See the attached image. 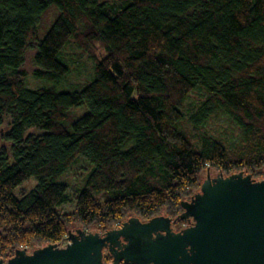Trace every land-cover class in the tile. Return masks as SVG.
Segmentation results:
<instances>
[{"label":"trees","instance_id":"16d2710c","mask_svg":"<svg viewBox=\"0 0 264 264\" xmlns=\"http://www.w3.org/2000/svg\"><path fill=\"white\" fill-rule=\"evenodd\" d=\"M73 43L92 62L84 88L26 87V50L32 76L57 82ZM218 114L240 133L232 148L204 129ZM0 141L3 261L62 244L73 224L102 233L130 216L174 219L204 171L264 177V0H0ZM79 162L90 170L72 189L62 179Z\"/></svg>","mask_w":264,"mask_h":264},{"label":"water","instance_id":"95a60500","mask_svg":"<svg viewBox=\"0 0 264 264\" xmlns=\"http://www.w3.org/2000/svg\"><path fill=\"white\" fill-rule=\"evenodd\" d=\"M180 207L174 219L160 215L141 223L130 217L103 235L73 229L64 247L17 249L0 264H102V249L120 239L127 245L113 264H264V178L206 171L199 191ZM177 221L191 224L174 233Z\"/></svg>","mask_w":264,"mask_h":264},{"label":"rangeland","instance_id":"374dc122","mask_svg":"<svg viewBox=\"0 0 264 264\" xmlns=\"http://www.w3.org/2000/svg\"><path fill=\"white\" fill-rule=\"evenodd\" d=\"M53 18V14L50 13L47 17L43 26L51 21ZM43 31L40 32V37H42ZM36 53L35 45L32 48H29L25 51L24 54V64L22 66V71L25 72V84L26 87L30 90H38V89H52L57 92H71L78 91L85 87L86 83L92 77V62L87 58V56L82 52V50L76 46L74 43L69 45L63 52L64 60L61 58L62 63L67 67L68 72L61 80L57 82H48L45 80L36 79L32 76L36 67L33 65V57ZM97 56H101V51L98 50ZM203 99V94L200 91H193L183 102V113L185 117L189 116L195 108L201 103ZM86 113V108L81 107L78 109H73L72 114H75L77 118L81 117ZM68 127L70 123L66 124ZM2 130L5 129V126H2ZM204 129L211 136L221 141L227 147L232 148L237 145L240 141V133L237 128L222 114H218L215 117L209 119V121L205 124ZM0 146L6 147V145L0 141ZM90 170V167L83 162H79L75 167L67 171L62 181L70 186V188L74 189L80 185L82 178L86 175V173ZM262 172H264L262 170ZM207 173L210 177H214L218 175L217 172L208 170ZM244 175H249L246 171H243ZM87 175L84 177V179ZM202 182L206 179V171L202 173ZM264 177H260L255 179L256 181L262 180ZM83 183V181H82ZM35 181L29 180L21 184L15 191L14 194L16 196L21 192H28L34 186ZM82 185V184H81ZM71 189L67 191L69 195ZM199 191V190H198ZM189 200V199H188ZM74 210V204L69 203L67 205L61 206L58 208V212L60 213H71ZM133 217V216H130ZM128 217V218H130ZM127 218V219H128ZM126 219V220H127ZM125 220V221H126ZM75 229H79L88 233H95L96 230L94 228H90L88 230H84L78 224H73L68 230L69 233H74ZM65 241L62 243L64 244ZM45 245L35 246L32 249H29L27 253H31L33 250L41 248Z\"/></svg>","mask_w":264,"mask_h":264},{"label":"flooded vegetation","instance_id":"af4514ba","mask_svg":"<svg viewBox=\"0 0 264 264\" xmlns=\"http://www.w3.org/2000/svg\"><path fill=\"white\" fill-rule=\"evenodd\" d=\"M148 220H140V222L144 223V222H146ZM190 224L191 223H189V222H186V223L182 224V223H180V221H177V222L171 224V229H172V231L174 233H178L182 229H184L185 227L190 226ZM119 227H120V225L117 226V227H113V228H111L110 230H107V231H115V230H118ZM104 233L105 232L98 233V234L99 235H103ZM153 238H155V236H153ZM126 245H127V242H125L123 239H120V240L117 241V243L115 245H112V246L107 245L106 247H104L102 249V259H101L102 264H113L114 255H119V253H121L124 250V247ZM120 264H125V263L121 262Z\"/></svg>","mask_w":264,"mask_h":264},{"label":"built area","instance_id":"2783aa9c","mask_svg":"<svg viewBox=\"0 0 264 264\" xmlns=\"http://www.w3.org/2000/svg\"><path fill=\"white\" fill-rule=\"evenodd\" d=\"M121 225V224H120ZM119 226V225H118ZM117 227V226H116ZM67 243V241L64 244H58L60 247H64L65 244Z\"/></svg>","mask_w":264,"mask_h":264}]
</instances>
